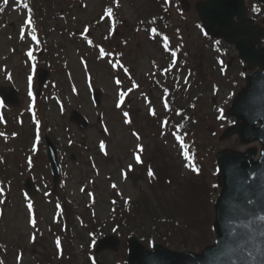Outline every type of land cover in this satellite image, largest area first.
<instances>
[{
    "label": "rangeland",
    "instance_id": "374dc122",
    "mask_svg": "<svg viewBox=\"0 0 264 264\" xmlns=\"http://www.w3.org/2000/svg\"><path fill=\"white\" fill-rule=\"evenodd\" d=\"M70 1L72 0L39 1L40 6L45 8V11L48 12L47 14H49L48 19H50V22L55 26L66 28L63 30L64 33L59 29L50 31V40L54 44L58 43L61 45L60 49L62 50H59V52H61V60H66L65 64L61 63L63 69L65 68L63 71V73L65 72V75L63 76L62 74L59 77L60 83L64 86L63 90H61L63 100L58 105L52 104L53 113L51 116L53 117L54 125L58 126L60 131L61 128L63 130V124L65 122L69 125L71 137H66V131L64 130L60 135L63 137L65 144L67 143L66 141L70 139L76 140L75 144L78 143L81 138H84L85 141H87V147L83 150L84 153L80 152V154H78L74 150L68 152L70 155L76 154V158L78 157L80 159L78 161L79 163H77L76 158L73 163H69L72 177L66 180L64 186L65 193L70 197V200H64V206L62 207L64 210V221H66L68 227L72 224L73 220L76 222V217L78 215L84 219L85 215L88 213L87 211H89V214L92 213L89 209H86L85 206L81 205L82 201H87V199L92 200L94 203V205L91 206L92 210L96 213L95 215H97V217L104 220L105 218H108L110 209H112L109 201V198L112 197V195H118L122 201H132L137 196V188L135 184H133L132 179L129 177L125 179L122 173L128 169L129 164L135 163L131 149H134L139 141L133 137L130 128L126 127V124L124 123V117H121L118 110H116L118 94L122 91V88L112 83L111 73L108 72L107 68H103L100 63L96 62L93 55L90 56V61L88 60L87 62L83 52L80 50L81 44L78 46L70 40V37L73 35L68 31L79 32L82 30L83 32L84 27H81L83 23L88 24L86 26L89 28L87 33L89 37L101 47L104 46L107 49H112L117 46V48L122 51L121 60H123L124 66L128 69L127 74L122 70L125 75L129 76L131 80L133 78L138 79L140 76L147 79L148 84H145V87L128 93L129 95L127 96V99H130L133 94H135L131 98L135 115L140 117L146 113L147 104H143V102H145L144 94L148 95L151 93L152 95L149 102L152 106L148 105L149 109L165 108V102L168 104L167 109L176 108V111L172 114L173 117L164 131L163 137L166 140L167 149L173 154L174 158L178 157L177 155L181 156L183 149L173 135V132H176L179 129L180 135L183 136L185 134L184 126L189 118L188 112L199 113V117L203 119L199 124H205L204 129L199 136L208 139L211 137L210 134L213 133L219 148H232L242 151L254 145V143H241L236 134H231L227 139L220 141L219 134L230 124V121L227 122V120H224L221 123H217L213 117L206 118L205 116L204 118V115L207 113L222 115L220 109L216 108L214 105H227L230 97L236 93V89H234L235 84L239 87L240 85H244L245 80L239 78L238 72L233 66L236 64V58L232 60L229 66L232 72L227 73V71L223 69V76H221L217 71H213L215 70L213 68L214 63L211 61L210 57L215 55L213 51H215L216 48H212V46L209 45V42L206 43L204 41L205 38L203 39L201 37L195 24L192 23L196 17V12L193 8L197 0H188L190 1V9L187 13L191 22L187 20L183 23L181 34L183 35V47L186 48L191 55V63L196 59L195 53L203 52L204 47L212 51L209 55L210 57L202 58V61L199 63V67L202 69L206 68L209 73L205 75L203 84L200 85V83L197 82L198 86L194 84L195 77L191 75V73H186V70H183V73L179 75L180 70L174 69L178 58L175 59V64L173 65L171 55L173 49L171 51L169 47V52L163 53V50L161 49L164 48L163 43L156 46L148 37H145L142 34L141 30H134L135 19L137 17H146L151 13L150 11H154L155 7L149 0H121L123 5L120 6L117 14H114L113 18H105L103 21L100 19L103 15V5L101 0H83L85 1L84 6H79L80 4H78V1L74 5L75 7L73 9L71 8L72 12L68 13L67 5ZM23 3L24 0H22L20 5H18L17 0H8V3L4 4L3 0H0V12L4 13L8 20H13L20 24L26 17V9L23 7ZM115 8H119V6H115ZM59 14H63L64 16L62 15V17H59ZM113 20L116 21V27L114 34L110 37V43L107 44L106 42H103L105 40L104 36L108 35V30ZM76 21H78L79 24ZM115 32H117L116 35ZM113 36L114 38H112ZM167 36L169 41L170 37H172L175 42V36H173V33H170ZM262 40L264 43V39ZM125 41L127 42L125 43ZM31 43V41H27L23 49L26 48L30 50ZM19 47V43L16 42L15 39H11L10 36L5 35V33L0 37V61L3 55L8 54V56L11 57L9 64L14 63L13 65L19 66L18 68H15L13 72L14 84L21 92L22 95L20 93L19 95L20 97L22 96L23 107L26 108L30 102L25 87L26 82L24 83V76L21 74V71L23 70V58L18 52H15L19 51L21 53ZM35 50H38L40 53V56L36 61L43 65V67L51 69L52 52H50L49 49L43 50L42 46ZM175 53L177 55V52ZM231 57L237 56L234 52L229 51L226 60H229ZM168 64L169 68L164 69V67H168ZM171 65H173V67H171ZM214 67L217 68V65L215 64ZM228 74L232 79H227ZM88 76L91 77V87H89ZM235 77L238 79H236V83L234 84L233 80ZM3 80L0 79L1 84L4 83ZM154 80L157 81L159 86H162L161 89L154 87ZM189 80L193 84H191ZM53 82H57V79L53 80ZM211 83L214 84L212 85ZM163 84L167 86L166 89ZM93 88L100 92L101 102L99 105L93 104L91 100L90 90ZM179 88L183 89L182 92L179 91ZM165 90H167V92ZM72 107L78 108L79 111L90 121L89 126L82 134L75 129L73 124H70L66 115H62L65 112V109L67 112L72 110ZM121 107H123V104ZM50 111L51 109H49V112ZM99 118H103L102 122L105 125L104 128L101 126V123H98ZM27 122L30 124L27 123L24 124L23 127H18V135L14 141L9 144H4L3 141L0 140V154H3L6 151L7 146L14 148H17L20 145L27 148L30 147L29 145L34 138V136H32L33 133L31 132L34 122L28 117ZM181 125L182 127H179ZM105 128H107V132L105 131ZM28 134L29 136H27ZM101 141H104L106 145L105 150L108 153L107 156L104 154L100 155V152L97 151V144H100ZM146 143H148V139H145L144 142H142L144 145ZM41 145L40 152L38 153L39 155L35 157L34 163L39 167L42 165L44 176L49 178L50 176L48 174L47 165H45L43 160L45 146L43 142ZM151 148L150 145L144 147L145 153L149 152ZM89 154L93 156L94 166L92 168L88 161ZM11 167L12 172H18V169L15 168L14 165H11ZM38 177L39 181L43 179L42 176ZM91 179H93L91 183L93 198L89 195L86 196V191H81L82 188L84 190L86 189V183L89 185ZM14 182L17 183V179H15ZM112 184H116L117 187L115 189L112 188ZM10 196V202L4 206V210L3 212L1 211L2 213L0 217L2 230H4L2 233V240L5 245L7 244L5 251L8 253V257H11V261L15 264L16 251L25 248L26 252L22 253V256L26 264H46L44 262V254L49 255L54 252L51 244V236L46 234L44 236V241L42 239L37 240L35 246L29 244L28 247L27 241L32 237L34 227L31 226L30 219L25 211V200L18 195V192H13ZM162 202L165 203L164 200ZM122 203L125 204V202ZM35 204L41 213L40 225L44 227L53 213L52 206L46 201L39 200L36 201ZM1 205L2 204H0V209ZM155 215L156 214H152L151 216ZM151 216H144L142 220L135 222L129 230L118 232L125 234L127 237L137 233L138 240L142 237L144 240V242L140 240L142 244L146 247H150L153 243L159 241L157 233L154 230L155 225L152 222ZM158 227L161 233L159 234L161 236L159 238L163 239L164 237H169L172 242V245H163L166 248L169 247L173 250H181L179 247L182 245V240L181 238H178V234L175 235V229L163 222L159 223ZM86 237V230L79 227L78 224L76 225V223L71 225V231L66 238L68 241L70 238L74 239L76 245L75 247L71 244L69 245L71 249L69 252L71 258L67 259L66 257L68 264H88L85 256L81 254V247L79 245L81 240ZM182 238L183 241L186 239L183 234ZM2 252L4 253V251ZM126 254V247L123 248L121 245L118 253L107 251L101 252L99 255V261L107 264H127L125 262ZM61 255L63 260L62 263H64V261H66L65 256L64 254Z\"/></svg>",
    "mask_w": 264,
    "mask_h": 264
},
{
    "label": "water",
    "instance_id": "95a60500",
    "mask_svg": "<svg viewBox=\"0 0 264 264\" xmlns=\"http://www.w3.org/2000/svg\"><path fill=\"white\" fill-rule=\"evenodd\" d=\"M254 56L263 67L264 54ZM248 89V92H242L230 112L238 118L243 116L247 122L252 119L264 122V72L252 80ZM239 133L247 135V139L259 137L264 144V123L260 129L246 123L241 125ZM253 152L247 150L241 154L223 150L216 154L222 185L221 196L215 205L217 241L213 246L205 247L200 256L187 252L174 254L176 256L168 258L166 263L264 264V236L261 235L264 220L260 219L264 217V147L261 158L254 163L251 162Z\"/></svg>",
    "mask_w": 264,
    "mask_h": 264
},
{
    "label": "snow or ice",
    "instance_id": "6c2138e0",
    "mask_svg": "<svg viewBox=\"0 0 264 264\" xmlns=\"http://www.w3.org/2000/svg\"><path fill=\"white\" fill-rule=\"evenodd\" d=\"M3 2H4V4H7L8 3V0H3ZM17 2L20 3V2H22V0H17ZM164 2L165 3H168V0H164ZM116 6H119L118 3H117ZM23 7L25 9H27L28 10V13H29L28 18L26 20V24L29 25V26H31L32 23H33L32 18H31V9H30L28 3H26V2L23 3ZM113 16H114L113 7L109 6V7H106L103 10V15L101 16L100 19H101V21H103L105 18L111 19V18H113ZM154 22H155V20H153L151 23H154ZM115 27H116V21L113 20L112 21V24H111V26H110V28L108 30V35L104 36V39L105 40H108L114 34ZM88 31H89L88 26H85L82 35L88 33ZM150 33H151V35H152L153 38H156L157 36L160 35L157 32V29L154 28V27L150 29ZM30 34H31L32 40L33 41H36L37 43H39V41L37 40V36L35 34V28H32ZM21 38L23 39V35L21 36ZM84 38H85V40L87 41V43L89 45H92L93 44V41L91 39H88L87 35H85ZM125 43H126V41H125ZM97 47H99L98 59H103L105 56H111L112 55L111 52H106L103 47H100L98 45H97ZM163 47H164L165 51H169L170 50L169 49L168 37L167 36H163ZM26 55L28 56L29 59L35 61V57L33 56V51L31 49L26 53ZM119 55H122V54H117V56H119ZM171 55H172V60H173V65H174L175 64V56H176V53L174 51H172ZM82 63H83V58H82ZM109 63L111 64V66L114 69L117 68V67H119V68L123 69V71L126 74L128 73L127 67H125L124 64L119 61V59H117L115 62H113L112 60H109ZM35 68H36V65H35V63H33L32 64V72L33 73L35 72ZM9 78H11V77H9ZM32 80H33V76L32 75H29L27 77V81H28V95L30 97H33V104L29 106L30 110H32V108L34 107V100H35V97L33 96V93H32V90H31L32 89ZM88 80H89V87H91V77H88ZM115 83L117 85H120L121 84L120 79L117 78L115 80ZM137 87H139V85L136 84L135 81H133L131 88H129L127 91H120L119 94H118V102L116 104V107L117 108H120L121 105L124 103L125 97L128 95V93L131 92V91H133V89H135ZM165 91H167V90H165ZM164 107L166 109L168 108L167 102H165ZM149 112L153 116L156 115L155 110L152 109V108L149 109ZM123 117H124V123L125 124H131L132 123V121H131V119L129 117V113L127 111L123 112ZM0 119H2V117H0ZM33 120L35 121V123L37 125V129H38L40 122H39V120H36L35 112H33ZM163 126H167V121H164L163 122ZM179 127H182V125L179 126ZM105 131L107 132V128H105ZM0 135H4V134L3 133H0ZM132 135L135 136L137 140H140L141 139V137L139 136V134L136 133V132H133ZM173 135L175 136L176 140L180 143V146L183 149L182 155H183L184 159L186 161H188V164L186 166L189 167V168H191L192 171L198 173L199 172V169L195 166L194 163H192V157L189 155V151L187 149V145L184 144L183 136L179 134V129L176 132H173ZM38 141H39V135L37 134L36 143H38ZM36 143L33 144V147H32V151L33 152H35L37 150ZM99 148H100V151L103 152V154L105 156L108 155L107 151L105 150L106 149V145H105L104 141H101L100 142ZM136 149H137V151L133 153V156H134L135 162L137 164H141L143 161L141 159L140 153H143L144 148H143L142 145L137 144L136 145ZM28 163H29V165H31V163H32L31 158L28 159ZM132 169H133V166L131 164H129L127 171H132ZM122 175H123V177L125 179H127V172H123ZM154 175H155L154 172L151 169H149L148 170V176L149 177H154ZM111 187L115 189L117 187V185L116 184H112ZM81 191H84V189L82 188ZM3 192H4V189L3 188H0V195H2ZM45 195H47V193H45ZM88 195L90 197H92L93 194L92 193H88ZM127 202L128 201H125V203H127ZM3 203H4V200L3 199H0V204H3ZM113 203H115V201H113ZM57 208H60V205L59 204H57ZM27 209H28L29 213H32V211H33V204H32V202L30 200H28ZM260 219L264 220V217H261ZM30 223H31V225L33 227L36 226V219H35L34 216H31L30 217ZM261 235L264 236V226L261 227ZM249 238L250 239L252 238L251 237V234H250ZM31 239L33 241L35 240V235L34 234L32 235ZM60 244H61V242H60L59 238H57V240H56V247L58 249L60 248ZM17 259L19 260V256L17 257ZM0 264H2V262H0Z\"/></svg>",
    "mask_w": 264,
    "mask_h": 264
},
{
    "label": "trees",
    "instance_id": "16d2710c",
    "mask_svg": "<svg viewBox=\"0 0 264 264\" xmlns=\"http://www.w3.org/2000/svg\"><path fill=\"white\" fill-rule=\"evenodd\" d=\"M169 168H168V161L164 160V162L160 165L155 166V172L157 176H160V179L169 174ZM171 181L173 182V185H175L176 191H178L177 196L179 197L180 201H182V194L186 198V202L188 203L190 199H195L198 202H204L205 208H208L209 201H208V192L212 189L213 185L209 184V181L205 180L203 178L202 181H197V179L188 178L187 180H183L180 177L170 175ZM195 195V198L193 197ZM204 197V199H203ZM210 222H211V216H207L204 218V224L207 226L208 230L210 229ZM209 238L203 237L200 240L196 241L195 243L191 244L193 247L201 246L202 244L208 242Z\"/></svg>",
    "mask_w": 264,
    "mask_h": 264
},
{
    "label": "bare ground",
    "instance_id": "6f19581e",
    "mask_svg": "<svg viewBox=\"0 0 264 264\" xmlns=\"http://www.w3.org/2000/svg\"><path fill=\"white\" fill-rule=\"evenodd\" d=\"M243 37V33L239 32L238 37Z\"/></svg>",
    "mask_w": 264,
    "mask_h": 264
}]
</instances>
